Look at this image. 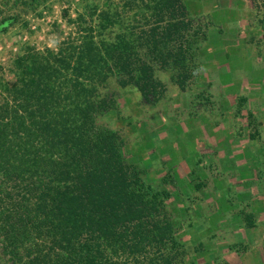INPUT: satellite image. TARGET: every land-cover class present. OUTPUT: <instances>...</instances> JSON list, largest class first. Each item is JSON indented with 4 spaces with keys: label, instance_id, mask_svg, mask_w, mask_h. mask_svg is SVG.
<instances>
[{
    "label": "trees",
    "instance_id": "16d2710c",
    "mask_svg": "<svg viewBox=\"0 0 264 264\" xmlns=\"http://www.w3.org/2000/svg\"><path fill=\"white\" fill-rule=\"evenodd\" d=\"M62 18L70 31L54 49L24 48L15 82L0 78V263L183 264L169 192L148 185L121 133L97 120L117 110L111 80L147 106L165 93L158 72L185 91L206 26L183 0H83Z\"/></svg>",
    "mask_w": 264,
    "mask_h": 264
},
{
    "label": "rangeland",
    "instance_id": "374dc122",
    "mask_svg": "<svg viewBox=\"0 0 264 264\" xmlns=\"http://www.w3.org/2000/svg\"><path fill=\"white\" fill-rule=\"evenodd\" d=\"M38 1L0 0V30L7 28L0 78L7 84L16 80L14 58L28 46L54 49L70 31L63 13L74 18L83 0ZM183 1L206 26L194 82L180 91L158 72L165 93L147 106L135 89L111 80L117 110L97 125L119 131L126 163L169 192L183 264H264V0ZM243 210L253 212V227L244 225Z\"/></svg>",
    "mask_w": 264,
    "mask_h": 264
},
{
    "label": "crops",
    "instance_id": "0c3cea01",
    "mask_svg": "<svg viewBox=\"0 0 264 264\" xmlns=\"http://www.w3.org/2000/svg\"><path fill=\"white\" fill-rule=\"evenodd\" d=\"M255 52H256V50H255ZM257 61H259V59H257ZM260 63H261V61H260ZM247 78V77H246ZM248 78H250V77H248ZM261 86H264V83L263 84H261ZM263 98H264V92H262L261 93V95H260V99L259 100H261L262 102H263ZM259 102V101H258ZM249 103V102H248Z\"/></svg>",
    "mask_w": 264,
    "mask_h": 264
}]
</instances>
